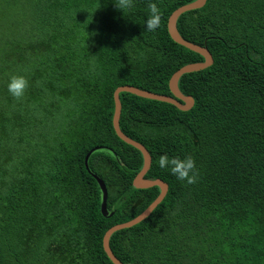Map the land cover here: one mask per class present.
I'll return each mask as SVG.
<instances>
[{
    "label": "trees",
    "instance_id": "16d2710c",
    "mask_svg": "<svg viewBox=\"0 0 264 264\" xmlns=\"http://www.w3.org/2000/svg\"><path fill=\"white\" fill-rule=\"evenodd\" d=\"M192 1L119 10L117 0H0V264H113L104 232L159 193L132 186L143 159L114 131L113 91L170 95V76L203 60L167 31L171 12ZM149 2L161 10L152 32ZM176 27L213 62L179 78L194 99L188 110L119 93L120 129L148 150L145 178L168 190L145 219L110 236V249L123 264H264V0H207ZM14 74L29 80L19 101L7 90ZM61 101L64 114L52 115ZM37 129L44 134L29 143ZM162 154L193 156L197 183L160 168ZM92 173L112 215L100 211Z\"/></svg>",
    "mask_w": 264,
    "mask_h": 264
},
{
    "label": "water",
    "instance_id": "95a60500",
    "mask_svg": "<svg viewBox=\"0 0 264 264\" xmlns=\"http://www.w3.org/2000/svg\"><path fill=\"white\" fill-rule=\"evenodd\" d=\"M206 1L207 0H194L187 4L181 5L178 8H176L174 11H172L167 19V31L171 39L174 42L200 54L203 57L202 61L188 63V64L183 65L170 76L168 80V87L171 93L170 95L155 93L152 91L140 89L132 85H121V86L116 87L115 90L113 91L114 110H113V116H112V125L114 128V131L121 140H123L125 143L132 145L133 147L138 149L143 159V163H142L140 170L137 172V174L134 176L132 180V186L134 188H140V189L149 188L152 186H157L159 188L158 195L145 207V209H143L141 213H139L137 216H135L134 218L128 221L112 225L104 232L103 237H102L103 250L113 264H123V263L113 254L112 250L110 249V246H109L110 236L117 230L131 227L139 223L143 219H145L153 211V209L162 201V199L164 198L168 190L167 183L163 181L162 179L145 178V174L150 168V164H151V156L148 150L143 144L128 137L120 129L119 118H120V112H121V103L119 99V93L129 92L131 94H134V95H137L143 98L167 102V103L173 104L175 107H177L180 110H188L189 108L192 107L194 103V99L190 95H184L180 91V89L178 88V80L181 77V75H183L184 73L198 71V70L208 67L209 65L212 64L213 58H212L211 53L205 46L197 45L195 43L185 40L178 32L176 23H177V19L182 13L202 7L206 3ZM96 149L97 148L90 149L84 157L85 167L89 172H90V169L88 166V158L90 154L94 152ZM93 176L96 178L99 188H100V192H101L100 211L103 216L112 215L113 212L112 211L109 212L106 206V200H107L106 185L104 184L102 179H100L94 174Z\"/></svg>",
    "mask_w": 264,
    "mask_h": 264
},
{
    "label": "clouds",
    "instance_id": "9594fccd",
    "mask_svg": "<svg viewBox=\"0 0 264 264\" xmlns=\"http://www.w3.org/2000/svg\"><path fill=\"white\" fill-rule=\"evenodd\" d=\"M116 7L119 10L131 9L133 0H117ZM149 16L145 21L146 31L152 32L160 27L161 10L156 3L149 2L147 5ZM29 87V80L24 75H11L7 85L10 95L17 101L22 99ZM160 168H167L170 173L178 180L185 181L187 184H195L199 179V170L196 167V161L191 155L184 158L179 156L169 157L162 154L158 158Z\"/></svg>",
    "mask_w": 264,
    "mask_h": 264
},
{
    "label": "rangeland",
    "instance_id": "374dc122",
    "mask_svg": "<svg viewBox=\"0 0 264 264\" xmlns=\"http://www.w3.org/2000/svg\"><path fill=\"white\" fill-rule=\"evenodd\" d=\"M38 102L41 103V101H38ZM63 104H64V101H61L60 106L62 107V109H60L59 111L56 110V109H53V110L51 111V114H52V115H55V114L63 115V114H64V109H63L64 106H63ZM16 106H17L18 108H21V106L18 105V103H16ZM42 110H44V109H43V108H39V109H38V111H39V113H38L39 117H41V116L43 117V113H44V112H42ZM38 111H37V112H38ZM43 134H44V129H42V130H38V129H37L36 132L33 133V135H32L33 137H29V138H28V142L33 144L35 141H37V140L39 139L40 135H43ZM36 149H37V150H41V151L43 150L42 146H40V147L38 146V147H36Z\"/></svg>",
    "mask_w": 264,
    "mask_h": 264
}]
</instances>
